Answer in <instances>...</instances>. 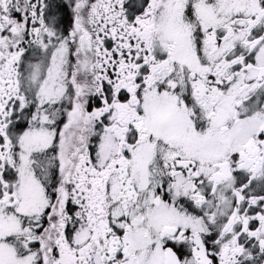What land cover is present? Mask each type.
<instances>
[{
  "label": "snow or ice",
  "instance_id": "1",
  "mask_svg": "<svg viewBox=\"0 0 264 264\" xmlns=\"http://www.w3.org/2000/svg\"><path fill=\"white\" fill-rule=\"evenodd\" d=\"M0 264H264V0H0Z\"/></svg>",
  "mask_w": 264,
  "mask_h": 264
}]
</instances>
